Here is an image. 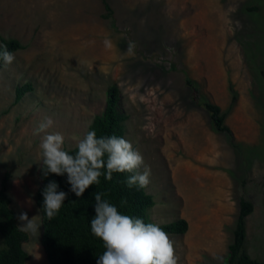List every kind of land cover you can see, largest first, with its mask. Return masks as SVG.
I'll return each mask as SVG.
<instances>
[{"label": "rangeland", "instance_id": "374dc122", "mask_svg": "<svg viewBox=\"0 0 264 264\" xmlns=\"http://www.w3.org/2000/svg\"><path fill=\"white\" fill-rule=\"evenodd\" d=\"M107 2L112 24L101 16V0H0V37L23 45L0 67V179L9 171L17 224L21 212L40 215L33 195L43 136L59 132L63 148L76 146L102 112L106 87L116 84L124 139L151 170L149 219L187 223L182 234H168L177 264H225L241 197L253 206L245 248L264 259V0ZM249 4L258 9L246 10ZM185 75L226 111L238 147L211 129ZM25 83L31 89L15 101ZM45 118L53 125L37 132ZM23 248L24 264H47L40 234L36 241L27 234Z\"/></svg>", "mask_w": 264, "mask_h": 264}, {"label": "trees", "instance_id": "16d2710c", "mask_svg": "<svg viewBox=\"0 0 264 264\" xmlns=\"http://www.w3.org/2000/svg\"><path fill=\"white\" fill-rule=\"evenodd\" d=\"M101 2L104 7L101 16L112 24L114 21L112 9L107 0H101ZM257 9V5L254 4L246 6V10L249 11ZM3 45H7V50L11 53L23 47L15 38L0 37V46ZM2 62L3 59L0 58V67ZM184 83L189 89L193 103L207 112L211 129L214 132L223 133L231 146L238 147L230 129L224 123L226 111H221L218 105L206 99L195 80L185 75ZM30 89L29 83L17 86L14 100L18 101ZM229 91L231 102L234 103L236 93L231 85ZM120 101L119 88L116 84H109L105 89L104 108L100 114L92 118L89 125V131L94 130L97 138L111 135L124 138L123 126L127 114L121 110ZM63 149L71 155H75L77 150L76 146ZM41 167L39 162L36 169L38 186L33 200L41 215L40 243L47 264H97L99 256L105 249L102 241L95 237L90 229V220L95 215L93 196L95 192L105 193L102 198L116 206L122 214L141 218L145 223H154L148 217V209L154 204L153 197L146 192L145 188H140L138 185L127 186L126 180L131 173H113L111 180L105 179L102 174L98 184L89 186L81 197H76L70 191L66 173L64 175L49 173L45 177ZM105 171L106 169H101L102 173ZM8 178L9 171H5L0 179V264H24L28 259V253L23 248V243L27 240V233L19 230L16 214L10 206V198L7 194ZM50 181H55L58 184V191L67 193L59 212L52 220L47 219L42 208V190ZM252 207L250 201L243 197L239 198L238 213L232 229L231 241L227 245L225 264H264V259L252 257L245 248V219L251 213ZM157 225L167 234H182L187 227L183 218Z\"/></svg>", "mask_w": 264, "mask_h": 264}, {"label": "clouds", "instance_id": "9594fccd", "mask_svg": "<svg viewBox=\"0 0 264 264\" xmlns=\"http://www.w3.org/2000/svg\"><path fill=\"white\" fill-rule=\"evenodd\" d=\"M106 48H112V41L105 38ZM135 45L129 42L127 55H133ZM0 58L11 64L14 55L7 50V45L0 46ZM51 118H45L37 128V132H45L53 125ZM64 136L59 132L43 136L40 148V167L46 177L67 174L70 191L81 197L85 190L99 183L103 174L111 180L113 173H131L127 178L128 187L148 186L151 170L144 165L143 156L134 150L132 144L116 135L97 138L94 130L88 131L76 144L75 155L63 149ZM144 167L143 172L139 169ZM101 169H106L104 173ZM58 184L50 181L42 190L43 213L52 220L59 212L67 193L58 191ZM95 215L90 220L91 233L102 241L105 251L99 256L97 264H177L173 241L157 224L145 223L143 219L122 214L111 204L103 192L93 193ZM31 204V199L27 201ZM21 232L35 238L39 237L41 215L28 218L26 212L18 216ZM39 245L35 243V250ZM30 255H33L31 252ZM39 259V254L33 255Z\"/></svg>", "mask_w": 264, "mask_h": 264}]
</instances>
